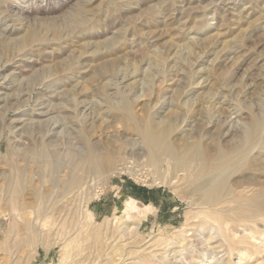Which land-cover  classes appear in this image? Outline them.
Masks as SVG:
<instances>
[{"label": "rangeland", "instance_id": "obj_1", "mask_svg": "<svg viewBox=\"0 0 264 264\" xmlns=\"http://www.w3.org/2000/svg\"><path fill=\"white\" fill-rule=\"evenodd\" d=\"M115 1L119 3L115 5ZM0 29V264H137L140 258L148 261L151 254L156 256L151 260L158 258L160 261H155L159 264H201L205 258L213 263L220 258L224 264H264V216L252 222H228L214 235L209 226L215 225L213 219L223 216L229 205L210 210L203 205L202 194H193L200 179L191 176L197 171L194 167L190 173L177 172L167 159L161 166L147 163L142 156V137L133 125L151 121L163 128L176 124L170 140L183 145V137L194 141L195 117H206L203 123L209 128L221 121L222 134L239 133L205 144L211 150L215 145L224 150L242 140L248 149L236 161L239 173L230 172L234 173L227 183V188H232L228 198L241 200L238 194L257 191L261 187L258 183L264 182V172L249 171L248 165L255 162L264 169V0H0ZM106 64L116 69L113 78L101 74L100 67ZM105 85L112 90H107L109 94L116 90L128 94L134 122L97 112L104 106L103 98L93 94ZM179 85L185 87V93L175 96ZM75 91L80 94L69 99ZM255 119L260 120L262 135L257 146L249 147L251 133L246 126ZM88 123L96 125L82 130ZM89 147L97 154L101 151L99 155L107 148L108 154L117 149L118 174L89 177L90 173L78 171ZM30 148L35 150L33 155L24 159L22 151ZM31 156L32 160L41 157L40 163L36 159L37 164L31 163ZM56 164L60 168L57 173L53 171L59 169ZM23 169L26 176L21 178ZM75 171L85 183L82 179L81 187L77 184L69 191L64 184ZM128 201L153 212L147 220L134 218L129 229L137 225L136 234L122 240ZM32 205L38 216H29L28 210L33 209L25 207ZM54 207L56 211L50 213ZM46 215L51 223L41 227V217ZM199 233L209 239L207 245L198 239ZM160 238L173 243L163 245ZM159 240L162 242L157 245ZM180 253L188 260L180 259Z\"/></svg>", "mask_w": 264, "mask_h": 264}, {"label": "bare ground", "instance_id": "obj_2", "mask_svg": "<svg viewBox=\"0 0 264 264\" xmlns=\"http://www.w3.org/2000/svg\"><path fill=\"white\" fill-rule=\"evenodd\" d=\"M90 1V0H89ZM242 1V0H241ZM2 2V1H1ZM116 3H119V2H114V4L116 5ZM233 5V4H232ZM243 7V6H242ZM244 10V9H243ZM208 11V10H207ZM235 11V10H234ZM242 11H239V13H241ZM235 14V13H234ZM2 18V17H1ZM81 18V17H80ZM18 19V18H17ZM21 19V18H20ZM20 23H21V21H20ZM26 26V25H25ZM8 27V26H7ZM6 27V28H7ZM24 27V26H23ZM8 29V28H7ZM1 30V29H0ZM4 30H5V28H4ZM19 30V29H18ZM35 31V30H34ZM2 34V33H1ZM15 36V35H14ZM6 37H7V35H6ZM27 38V37H26ZM7 40H8V38H7ZM27 40V39H26ZM7 43V42H6ZM7 45V44H6ZM112 45V44H111ZM110 45V46H111ZM104 47V46H103ZM190 47V46H189ZM19 48V47H18ZM112 48V47H111ZM188 48V47H187ZM191 48V47H190ZM189 49V48H188ZM190 51H192V50H190ZM100 52V51H99ZM94 53V52H93ZM13 58H14V56H13ZM177 58V57H176ZM186 58V57H185ZM77 61V60H76ZM177 62V61H176ZM80 64V63H79ZM178 65V64H177ZM138 66V65H137ZM113 66L111 65V64H106V65H104V66H101L100 68H101V74H103L104 76L105 75H108V76H110L111 77V75H112V78L116 75V74H114V76H113V71H114V69L115 68H112ZM54 69V68H53ZM95 70V69H94ZM116 70V69H115ZM134 70V69H133ZM176 70V69H175ZM73 71V70H72ZM169 71H171V70H169ZM138 72V71H137ZM140 72V71H139ZM201 72V71H200ZM54 73V72H53ZM56 73V72H55ZM54 73V74H55ZM116 73V72H115ZM147 73V72H146ZM99 74V73H98ZM150 74V73H149ZM148 74V75H149ZM175 74V73H174ZM209 74V73H208ZM131 75V74H130ZM132 75H133V73H132ZM145 76H146V74H144ZM143 75V76H144ZM210 75V74H209ZM51 76V75H50ZM93 76V75H92ZM152 76V75H151ZM47 77V76H46ZM78 77V76H77ZM106 77V76H105ZM104 77V78H105ZM147 77V76H146ZM112 78H111V80H112ZM127 78V77H126ZM38 79V78H37ZM119 79V78H118ZM150 79H152V77L150 78ZM7 80V79H6ZM91 80V79H90ZM41 81V80H40ZM108 81H110L109 79H108ZM114 81V80H113ZM112 81V82H113ZM149 81V80H148ZM56 82V81H55ZM117 82V81H116ZM14 83V82H13ZM19 83V82H18ZM119 83V82H118ZM137 83V82H136ZM41 84V83H40ZM80 84V83H79ZM117 84V83H116ZM179 84V83H178ZM184 84V83H183ZM192 84V83H191ZM194 84V83H193ZM19 85V84H18ZM17 85V86H18ZM47 85V84H46ZM78 86V85H77ZM15 87V86H14ZM10 88V87H9ZM23 88V87H22ZM84 88V87H83ZM179 89H177L176 90V92H174V95L175 96H177V95H181V93H185L184 92V90H185V87H182V85H179V87H178ZM25 89V88H24ZM51 89V88H50ZM108 89H110V86H108V85H105L103 88H101V91H99L98 89V93H94L93 95H97V96H100L101 97V99L103 98V107H100L99 108V111H97V112H99V113H101V115H103V113H102V111L103 112H105L106 114H116V115H119L124 121H128V120H131V122H134V116H133V111H132V103H131V101H130V99L128 98V94H126L125 92H123V91H121V90H116L115 91V93L114 94H109V90ZM113 89V88H112ZM46 90H48V89H46ZM108 90V91H107ZM111 90V89H110ZM55 91V90H54ZM73 91V90H72ZM112 91V90H111ZM143 91V90H142ZM172 91V90H171ZM56 92V91H55ZM129 92V91H128ZM23 93V92H22ZM113 93V92H112ZM58 94V93H57ZM80 94V92H77V91H75V92H73V94H71V95H69V99H73V98H76L77 97V95H79ZM136 94V93H135ZM147 94V93H146ZM173 94V93H172ZM29 95V94H28ZM130 95V94H129ZM174 95H173V99H172V97H170L171 99H172V101H175V99H176V97L174 98ZM215 95V94H214ZM12 96V95H11ZM50 96V95H49ZM111 96H113L112 98H111ZM138 96V95H137ZM142 96V95H141ZM3 97V96H2ZM13 97V96H12ZM58 97V96H57ZM94 97V96H93ZM99 97V98H100ZM182 97V96H181ZM201 97V96H200ZM8 98H10V97H8ZM30 98V97H29ZM212 98V97H211ZM16 99V98H15ZM199 99V98H198ZM200 99H202V98H200ZM3 100V99H2ZM65 100H66V98H65ZM185 100V99H184ZM197 100V99H196ZM5 101V100H4ZM10 101V100H9ZM42 101V100H41ZM68 101V100H67ZM189 101V100H188ZM191 101V100H190ZM213 101V100H212ZM15 102V101H14ZM47 102V101H46ZM200 102V101H199ZM5 103V102H4ZM173 103V102H172ZM175 103V102H174ZM186 103H188V102H186ZM190 103V102H189ZM205 103V102H204ZM212 103V102H211ZM229 103V102H228ZM16 104V103H15ZM18 104V103H17ZM83 104V103H82ZM185 104V103H184ZM238 104V103H237ZM8 105V104H7ZM7 105H5V107L7 106ZM13 105H14V103H13ZM77 105V104H76ZM175 105V104H174ZM173 104L171 105V106H174ZM193 105H194V103H193ZM233 105V104H232ZM201 106V105H200ZM181 107V106H180ZM214 107H215V105H214ZM235 107V106H234ZM2 108V107H1ZM77 108V107H76ZM223 108V107H222ZM238 108V107H237ZM236 108V109H237ZM91 109V108H90ZM172 109V108H171ZM220 109V108H219ZM232 109V108H231ZM98 110V109H97ZM180 110V109H179ZM184 110V109H183ZM239 110V109H238ZM65 111H66V109H65ZM228 111V110H227ZM235 111V110H234ZM164 112V111H163ZM201 112V111H200ZM205 112H206V110H205ZM218 112V111H217ZM232 112V111H231ZM54 113V112H53ZM104 113V114H105ZM182 113V112H181ZM185 113V112H184ZM190 113V112H189ZM221 113V112H220ZM261 113V112H260ZM43 114V113H42ZM93 114V113H92ZM195 114H196V111H195ZM200 114V113H199ZM202 114V113H201ZM217 115V114H216ZM234 115V114H233ZM89 116V115H88ZM169 116V115H168ZM214 116V115H213ZM239 116V115H238ZM182 117V116H181ZM216 117V116H215ZM214 117V118H215ZM252 117V116H251ZM261 117V116H260ZM65 118V117H64ZM67 118V120H69V121H72L69 117H66ZM90 118V117H89ZM204 118H206V117H202V115H199V117L197 118V117H195V121L197 122V129H196V133H195V135L193 136V140L194 141H190L191 139H190V137H188V138H186L185 137V139H184V137H183V139H182V141H183V145H179V144H176L175 143V141H171L170 140V137H171V134L173 133V130H174V128H176V127H174L175 125L172 123V124H168L166 127H164L163 126V128H161V126H160V128L159 127H157L156 125H153L152 124V122L150 121V122H147V124H140V123H134L133 125H135V127L134 128H136L137 129V131H138V133H140V136L142 137V141H143V147H144V149H143V155L142 156H144L145 157V159H147V163H149V164H151L152 166H154V165H159V166H161L160 165V163H163L162 161H165V159H167V161H168V163L169 164H171L172 165V167L175 169L174 171H177V172H181V171H185V172H189L190 171V168H191V170H193V167H194V170L196 171L195 173H193V171H192V173H193V175H191V176H194V174H195V176L197 177H199L198 179L199 180H197V181H199V183L194 187V189H193V194L195 193H201L202 194V198H204V200H205V202H202V203H204L203 205H205V207L206 208H208V210H210L212 207H219V206H221L222 208L221 209H223L224 207L223 206H225V205H229L227 208V210L226 209H224L225 211H223V216H219L218 218H216V219H213L214 220V222H213V224L215 223V225H212V226H209L210 228V230H211V232L213 233L214 232V235L216 234L217 235V233L219 234L220 232H222L223 231V228L225 227V225L228 223V222H233V221H239V222H252L253 221V219H255V218H257V217H260V216H264V182H262V183H258L261 187L257 190V191H253V190H247L245 193H247L246 194V196H245V194H243V192L242 193H240V194H238L237 196L239 197V198H241V200H237V199H231V198H228V196L229 195H231L232 194V188H227V183H228V181H229V179H230V177H231V175L235 172V173H239V169L237 170L236 169V167H237V163H236V161H237V159H240V158H242V157H244L247 153H246V150L248 151V149H247V147H245L242 143V140H240L241 142H239V143H241V144H236L235 143V141H234V145L232 144V145H229L226 149H221L219 146L217 147V145H215V146H213V148H212V150L208 147L209 145H206V144H208V143H206L207 141H210V143H214V142H216L217 140H218V137L220 138V137H222V136H229L231 133H229V131L227 132V133H225V134H222V133H224L223 131H222V128H223V125L221 124V123H219V122H221V121H218V123H214V125L212 124V127L211 128H209V126H207V124L206 123H203V122H205L204 121ZM88 119V118H87ZM208 119H211V117L210 118H208ZM20 120V119H19ZM95 120V119H94ZM194 120V119H193ZM228 120V119H227ZM54 121V120H53ZM52 121V122H53ZM74 121V120H73ZM97 121V120H96ZM95 121V122H96ZM120 121V120H119ZM147 121V120H146ZM169 121H170V119H169ZM181 121V120H180ZM186 121V120H185ZM185 121H183V122H185ZM258 121H260V120H253V124H251V125H247L246 127H248L247 128V130L246 131H248V129L250 130V131H248V133L250 134L251 133V136L249 137V140H250V145H249V147H255V146H257L258 144H259V141H260V139H261V135H262V133H261V130L259 129V125H260V123L258 122ZM21 122V121H20ZM48 122V121H47ZM84 122V121H83ZM165 122V121H164ZM168 122V121H167ZM193 122V121H192ZM212 122V121H211ZM214 122V121H213ZM212 122V123H213ZM73 123V122H72ZM124 123V122H123ZM230 124H231V122H229ZM243 123V122H242ZM48 124V123H47ZM54 124V123H53ZM74 124V123H73ZM77 124V123H76ZM84 124V123H83ZM161 124H162V122H161ZM211 124V123H210ZM225 124V123H224ZM226 124H227V122H226ZM33 125V124H32ZM46 125V124H45ZM56 125V124H55ZM95 125L96 124H90V123H88V124H85V127H84V129H82V126H81V129L82 130H85V131H87L88 130V128H90V130L91 129H93L94 127H95ZM100 126V125H99ZM177 126V125H176ZM232 126V125H231ZM65 127V126H64ZM233 127V126H232ZM242 127V126H241ZM179 128V127H178ZM191 128V127H190ZM234 128V127H233ZM245 128V127H244ZM263 128V127H262ZM27 129V128H26ZM36 129H37V127H36ZM49 129V128H48ZM47 129V130H48ZM51 129H52V127H51ZM78 129V128H77ZM177 129V128H176ZM179 129H181V128H179ZM207 129H210L209 131L207 130ZM81 130V131H82ZM183 130V129H182ZM264 130V129H263ZM18 131V130H17ZM40 131V130H39ZM74 131V130H73ZM239 131H240V129H239ZM16 132V131H15ZM24 133H25V131H23ZM242 132V131H241ZM240 132V133H241ZM263 132V131H262ZM44 133H46V132H44ZM48 133V132H47ZM88 133V134H87ZM181 133V132H180ZM189 133V132H188ZM187 133V134H188ZM235 133V135H236V133H239L238 131L237 132H233L231 135H233ZM243 133H244V131H243ZM246 133V132H245ZM244 133V134H245ZM26 134H28V132L26 133ZM32 134V133H31ZM38 134V133H37ZM60 134V133H59ZM86 134H87V136H89V132H86ZM14 135V134H13ZM47 135V134H46ZM71 135V134H70ZM209 135H211V136H209ZM230 135V136H231ZM238 135V134H237ZM241 135V134H240ZM247 135V134H246ZM22 136V135H21ZM20 136V137H21ZM18 137V136H17ZM24 137H25V135H24ZM29 137H30V135H29ZM33 137V136H32ZM44 137V136H43ZM47 137V136H46ZM55 137V136H54ZM60 137V136H59ZM85 137V136H84ZM239 137H241V136H239ZM238 137V138H239ZM248 137V136H247ZM35 138V137H34ZM79 138H81V136L79 137ZM195 138V139H194ZM233 138H234V136H233ZM232 138V139H233ZM237 138V137H236ZM244 138V136H242V139ZM1 139V138H0ZM43 139V138H42ZM83 141H84V139L83 138H81ZM188 141H187V140ZM245 139V138H244ZM49 140V139H48ZM187 141V143L186 142H184V141ZM248 140V141H249ZM45 141V140H44ZM87 141V140H86ZM237 141V140H236ZM244 141V140H243ZM247 141V140H246ZM30 143H31V139H30V141H29ZM34 142H35V140H34ZM40 142V141H39ZM48 142V141H47ZM76 142H78V141H76ZM75 142V143H76ZM81 142V141H80ZM226 142V141H225ZM231 142V141H230ZM33 143V142H32ZM82 143V142H81ZM84 143V142H83ZM87 143H88V141H87ZM91 142H89V144H90ZM182 143V142H181ZM206 143V144H205ZM209 143V144H210ZM223 143V142H222ZM10 144H11V142H10ZM34 144V143H33ZM36 144H37V140H36ZM40 144V143H39ZM50 144V143H49ZM78 144V143H77ZM88 144V145H89ZM215 144V143H214ZM27 145V144H26ZM41 145V144H40ZM43 145V144H42ZM44 145H45V142H44ZM86 145V144H85ZM91 145V144H90ZM36 146V145H35ZM34 146V147H35ZM49 146V145H48ZM112 146V145H111ZM110 146V147H111ZM116 145H114V147H115ZM83 147H85V146H83ZM98 147V146H97ZM222 147V146H221ZM31 148H33V147H31ZM26 149L25 151H22L23 152V158L25 159V156H27L28 157V155H30V154H32L33 155V153H34V149ZM41 148H46V147H41ZM90 148V150L87 152V154L85 155L86 157H84V159H85V161H84V163H82V161H81V166H82V164H83V166L82 167H80L79 169H78V171H81V172H83L84 174H89L88 176L90 177V176H95V175H103V174H108V176H112L113 174H118V172H119V169H118V167L116 166V160L118 159L117 158V156H116V153H117V149H114V150H116V153H115V151L113 150V152L114 153H110V154H108L109 152L107 151L108 150V148L106 149V147H104L105 149H106V153H105V151L104 152H102V154L101 155H99L100 154V152H98V154L96 153V151L95 150H92V147H89ZM118 148V147H117ZM224 148V147H223ZM246 148V149H245ZM16 149V148H15ZM19 149H23V148H20L19 147ZM47 149V148H46ZM45 149V150H46ZM50 149V148H49ZM85 149H87L86 147H85ZM105 149H103V150H105ZM119 149V148H118ZM261 149V148H260ZM18 150V149H17ZM37 150V149H36ZM51 150V149H50ZM67 150V149H66ZM77 150V149H76ZM82 150V149H81ZM88 150V149H87ZM102 150V151H103ZM109 150H111L112 151V149L111 148H109ZM41 151V150H40ZM48 151V150H47ZM59 151V150H58ZM121 150H119V152H120ZM141 151H142V149H141ZM21 152V151H20ZM19 152V153H20ZM38 152H39V150H38ZM55 152V151H54ZM66 152V151H65ZM84 152V151H83ZM86 152V151H85ZM252 152V151H251ZM11 153V152H10ZM13 153V152H12ZM36 153H37V151H36ZM17 154H18V151H17ZM21 154V153H20ZM41 154V153H40ZM44 154H45V152H44ZM48 154V153H47ZM85 154V153H84ZM83 154V155H84ZM35 155V154H34ZM39 155V154H38ZM41 155H43V152H42V154ZM73 155V154H72ZM77 155H79V154H77ZM140 155V154H139ZM40 156V155H39ZM17 157V156H16ZM26 157V158H27ZM30 157V156H29ZM32 157V156H31ZM36 157L37 156H35V158H34V160H32L33 159V157L31 158V163L32 162H34L35 161V159H36ZM64 157V156H63ZM69 157V156H68ZM78 157V156H77ZM20 158V157H19ZM23 158H21V159H23ZM39 158H41V157H38L36 160L39 162ZM71 158V157H70ZM73 158H74V156H73ZM143 158V157H142ZM23 159V160H24ZM30 159V158H29ZM43 159H44V156H43ZM57 159V158H56ZM47 160V159H46ZM55 160V159H54ZM61 160H62V158H61ZM68 160V159H67ZM71 160V159H70ZM74 160H76V162H77V159H74ZM120 161H121V158L119 159ZM43 161V160H42ZM50 161H52L53 162V160H49L48 162H50ZM58 161V160H57ZM262 161H264V160H262ZM26 162V161H25ZM24 162V163H25ZM37 162V163H38ZM63 162V161H62ZM117 162H119V161H117ZM34 163H36V161L34 162ZM36 163V164H37ZM40 163V162H39ZM44 163V162H43ZM58 163V165H59V162H57ZM67 163V162H66ZM28 164V163H27ZM30 164V163H29ZM42 164V163H41ZM41 164H39V165H41ZM63 165H64V163H62ZM74 164H76V163H73L72 165H74ZM78 164V163H77ZM168 164V165H169ZM243 164V163H242ZM49 165V164H48ZM71 165V166H72ZM240 165V164H239ZM22 166V165H21ZM45 167H46V165H44ZM43 166V167H44ZM56 166H57V164H56ZM62 166V165H61ZM66 166H68V168L70 167L69 165H66ZM155 166V167H156ZM31 167V166H30ZM29 167V168H30ZM39 167V166H38ZM58 167V166H57ZM63 167V166H62ZM74 167V166H73ZM41 168V167H40ZM48 168H49V166H48ZM53 168H54V166H53ZM59 168V167H58ZM71 168V167H70ZM69 168V169H70ZM171 168V167H170ZM12 169V168H11ZM16 169V168H15ZM20 169V168H19ZM19 169H17V170H19ZM26 169H27V166H26ZM42 169V168H41ZM44 169H46V168H44ZM50 169V168H49ZM55 169V168H54ZM76 169V170H77ZM53 170V169H52ZM51 170V171H52ZM57 170H59L60 171V168L59 169H56V170H53V171H57ZM74 170H75V168H74ZM161 170V169H160ZM232 170H235L231 175H230V172H232ZM248 170L249 171H252V170H254V171H256V172H258V173H260V175L264 172V169H263V167L260 165V164H258V163H255V162H253V163H251V164H249L248 165ZM15 171V170H14ZM47 171V170H46ZM49 171V170H48ZM50 171V172H51ZM53 171H52V173H53ZM59 171H57V172H59ZM70 171H72V170H70ZM227 171H229V172H227ZM20 172V171H19ZM24 172H25V170L23 169V171H22V173H21V178H23L22 177V174L23 175H25L24 174ZM29 172V171H28ZM27 172V173H28ZM42 172V171H41ZM49 172V173H50ZM56 172V173H57ZM76 172V171H75ZM69 172L70 174V177H68L69 178V180L67 179V181H68V183L67 184H64L65 185V187L70 191L72 188H76V186H77V184L79 185V187H81L80 186V182H81V180L83 179L81 176H80V174H77L78 172ZM12 174H13V172H11ZM82 173V174H83ZM176 173V172H175ZM190 173V172H189ZM11 174V175H12ZM15 174V173H14ZM17 174V173H16ZM40 174H42V173H40ZM174 174V173H173ZM177 174V173H176ZM197 174V175H196ZM256 174V173H255ZM264 174V173H263ZM9 175H10V173H9ZM10 175V176H11ZM18 175V174H17ZM39 175V174H38ZM67 176H68V173L66 174ZM105 175V176H106ZM134 175H136V174H134ZM188 175V174H187ZM258 175V174H257ZM26 176V175H25ZM92 176V177H93ZM98 176V177H99ZM184 176V175H183ZM189 176V175H188ZM18 177V176H17ZM39 177H40V175H39ZM91 177V178H92ZM97 177V178H98ZM15 178V177H14ZM20 178V177H19ZM18 178V179H19ZM34 178V177H33ZM37 178V177H36ZM35 178V179H36ZM53 178V177H52ZM51 178V179H52ZM86 178V177H85ZM108 178H110V177H108ZM190 178V177H189ZM194 178V177H193ZM258 178V177H257ZM17 179V178H16ZM16 179H14V182H15V180ZM17 179V180H18ZM24 179H26V178H24ZM40 179V178H39ZM88 180H89V178H87ZM95 179H96V177H95ZM183 179V178H182ZM30 180V179H29ZM38 180V179H37ZM44 180V179H43ZM106 181L108 180V179H105ZM165 180V179H164ZM193 180V179H192ZM200 180H201V182H200ZM7 182L9 181V180H6ZM21 181H22V179H21ZM25 182H26V180H24ZM23 181V182H24ZM66 180H65V182H67ZM86 181V180H85ZM162 181V180H161ZM17 182V181H16ZM15 182V183H16ZM40 182H41V180H40ZM57 182V181H56ZM83 182H84V179H83ZM83 182L81 183V185L83 184ZM165 182V181H164ZM167 182V181H166ZM191 182V181H190ZM194 182H195V180H194ZM251 182V181H250ZM253 182V181H252ZM251 182V183H252ZM255 182V181H254ZM9 183H10V181H9ZM18 183V182H17ZM16 183V185H18ZM22 183V182H21ZM34 183V182H33ZM61 183V182H60ZM85 183V182H84ZM88 183V182H87ZM176 183V182H175ZM197 182H195V184H196ZM11 184V183H10ZM62 184V183H61ZM230 184H232V183H230ZM239 184H241V183H239ZM258 184H255V185H258ZM8 185V184H7ZM6 185V186H7ZM20 185V184H19ZM33 185V184H32ZM57 185V184H56ZM88 185V184H87ZM237 185V184H236ZM10 186V185H9ZM22 186V185H21ZM20 186V187H21ZM41 186V185H40ZM52 186H54V184L52 185ZM235 186V185H234ZM10 187H12V186H10ZM18 187V186H17ZM58 187V186H57ZM79 187H78V189H79ZM82 187H83V185H82ZM89 188H90V186H88ZM15 188L16 187H13V189L15 190ZM243 188V187H242ZM12 189V190H13ZM63 189V188H62ZM61 189V190H62ZM82 189V188H81ZM21 190H23V189H21L20 188V191ZM36 190V189H35ZM64 190V189H63ZM6 191V190H5ZM15 191H17V190H15ZM28 191V190H27ZM31 191V190H30ZM73 191V190H72ZM71 191V192H72ZM76 191V190H75ZM2 192V191H1ZM33 192V191H32ZM35 192V191H34ZM41 192V191H40ZM55 192V191H54ZM251 192V193H250ZM8 193H9V190H8ZM13 193V195H14V192H12ZM27 193V192H26ZM29 193V192H28ZM27 193V194H28ZM64 193V192H63ZM66 193H68V191L66 192ZM73 193V192H72ZM72 193H70V194H72ZM29 194H31V192L29 193ZM38 195L40 194V193H37ZM37 194L36 195H33V196H31L29 199H34V197H37ZM43 194V193H42ZM45 194V193H44ZM40 195V196H44L45 197V195ZM50 194V193H49ZM56 194V193H55ZM194 194V195H195ZM15 195H16V193H15ZM14 195V196H15ZM58 195V194H57ZM62 196L61 197H63L64 195L63 194H61ZM67 195V194H66ZM76 195V194H75ZM48 196H50V195H48ZM74 196V195H73ZM2 197V196H1ZM10 197H12V198H14L13 196H10ZM39 197V196H38ZM65 197V196H64ZM69 197H71V196H69ZM49 198V197H48ZM201 198V199H202ZM238 198V199H239ZM15 199H18L16 196H15ZM23 199V198H22ZM27 199V198H26ZM54 199V198H53ZM57 199V198H56ZM59 199V198H58ZM69 199V198H68ZM1 200V199H0ZM62 200V199H61ZM64 200V199H63ZM62 200V201H63ZM71 200V199H70ZM52 201V200H51ZM58 202V201H57ZM69 202V201H68ZM73 202V201H72ZM2 203H3V201H2ZM17 203V202H16ZM34 203V202H33ZM54 203V202H53ZM1 204V203H0ZM23 204H24V201H23ZM22 204V205H23ZM26 204V203H25ZM24 204V205H25ZM233 204H235V205H233ZM15 205V204H14ZM17 205V204H16ZM34 205V204H33ZM32 205V207H29V206H27V207H25L27 210H28V208L29 209H35V206L37 205V207L39 206L37 203H35V206H33ZM43 205V204H42ZM54 205H56V204H54ZM58 205V204H57ZM70 205V204H69ZM5 206V205H4ZM18 206V205H17ZM46 206V205H45ZM45 206H44V208H45ZM52 206V205H51ZM202 206V205H201ZM0 207H2V205L0 206ZM6 207H7V205H6ZM11 207V206H10ZM22 207H24V206H22ZM41 207V206H40ZM199 207V206H198ZM202 207H204V206H202ZM39 208V207H38ZM199 208H201V207H199ZM205 208V209H206ZM226 208V207H225ZM2 209V208H1ZM16 209V208H15ZM69 210H70V207L68 208ZM139 209H142V210H144V212H141ZM20 210V209H19ZM33 210L32 211H29L28 210V213H29V216L30 215H33L34 213L38 216V213L37 212H39V211H36L35 212V210H34V212H33ZM37 210V209H36ZM41 210V209H40ZM43 210V209H42ZM72 210V209H71ZM201 210V209H200ZM4 211V210H3ZM22 211V210H21ZM45 211V210H44ZM43 211V212H44ZM50 211H51V209H50ZM50 211H48V212H50ZM56 211V208L54 207V208H52V212H50V213H54ZM64 211V210H63ZM125 213H126V216L124 217L125 218V221H124V225L126 226L125 227V229H126V234H123L122 233V236H121V238H122V240H123V237L124 238H126L125 236L126 235H128V234H136V232H135V229H137V225H136V227L134 228H131V229H129L130 228V226H131V223L133 222V220H134V218H136V217H138L139 219L141 218V219H143V220H145L146 218H147V216L150 214V213H152L153 212V210H152V208H148V207H145V206H140V205H138L136 202H134V201H128L127 203H126V208H125ZM202 211H203V209H202ZM207 211V210H206ZM11 212V211H10ZM9 212V213H10ZM201 212V211H200ZM214 212H217V211H214ZM21 213V212H20ZM45 213V212H44ZM205 213V212H204ZM211 213V212H210ZM34 214V215H35ZM42 214V213H41ZM40 214V215H41ZM63 214H65V213H63ZM76 214V213H75ZM81 214V213H80ZM198 214V213H197ZM200 214V213H199ZM211 214H213V213H211ZM211 214H210V216H211ZM216 214V213H215ZM220 214V213H219ZM21 215V214H20ZM45 215V214H44ZM62 215V214H61ZM69 215V214H68ZM68 215L66 214V216L68 217ZM155 215V214H154ZM201 215H203L202 214V212H201ZM200 215V216H201ZM206 215V214H205ZM217 215V214H216ZM28 216V215H27ZM197 216H199V215H196V217ZM21 217V216H20ZM36 217V216H35ZM195 217V218H196ZM205 217V216H204ZM49 218H51L50 216H48V215H46V216H44V218H43V216L41 217V219H42V222H40V226L41 227H45V226H47L49 223H51V222H47V220L49 219ZM56 218V217H55ZM69 218V217H68ZM40 219V217H38V219H36L37 220V224L39 223V220ZM204 219V218H203ZM205 219H207V220H209V221H211V219L209 218V217H206ZM204 219V220H205ZM13 220H14V218H13ZM19 220V219H18ZM32 220V219H31ZM76 220V219H75ZM86 220V219H85ZM85 220H84V222H85ZM147 220V219H146ZM207 220L205 221L206 222V224L208 225V223H207ZM41 221V220H40ZM32 222V221H31ZM30 222V223H31ZM58 222V221H57ZM65 222V221H64ZM64 222L61 224L60 222V224L61 225H63L64 224ZM48 223V224H47ZM67 223H69V222H67L66 221V224ZM70 223H72V222H70ZM76 223V222H75ZM33 224H36L35 222L33 223ZM77 224V223H76ZM84 224V223H83ZM210 224V223H209ZM232 224V223H231ZM247 224V223H246ZM39 225V224H38ZM56 225V224H55ZM68 225V224H67ZM233 225V224H232ZM33 226V225H32ZM51 226V225H50ZM72 226V225H71ZM74 226V225H73ZM86 226V225H85ZM197 226V225H196ZM28 227H29V225H28ZM34 227V226H33ZM38 227V226H37ZM75 227V226H74ZM88 227H90L89 225H88ZM40 228V227H39ZM30 229V228H29ZM78 229V228H77ZM124 229V230H125ZM189 229V228H188ZM200 229V228H199ZM35 230V229H34ZM202 230V229H201ZM246 230V229H245ZM198 232H199V230H198ZM231 232V231H230ZM120 233H121V231H120ZM197 233V232H196ZM206 233V232H205ZM227 233V232H226ZM138 235V234H137ZM199 236H198V239L202 242V244H206L207 245V240H209L208 238L207 239H205L206 237H203V233H199L198 234ZM180 236V235H179ZM120 238V239H121ZM177 238V237H176ZM160 239H162V238H160ZM171 239H173L172 237H171ZM183 240H185V238H182ZM197 239V238H196ZM163 240V245L166 243V244H170V246H171V244L173 243V240H169V238H163L162 239ZM162 240H159L158 242H157V245L160 243V241L162 242ZM181 240V239H180ZM183 240H181V242L183 241ZM179 241V240H178ZM150 242V241H149ZM156 242H155V245H156ZM176 242V241H175ZM178 242H176V244H177ZM183 243V242H182ZM154 244V243H153ZM195 244H197V243H195ZM231 244V243H230ZM126 245V244H125ZM131 245V244H130ZM152 245V244H151ZM178 245V244H177ZM181 245V244H180ZM232 245V244H231ZM139 247L141 246V245H138ZM146 246V245H145ZM154 246V245H153ZM153 246H151L152 248H153ZM173 246V245H172ZM194 246V245H193ZM230 246V245H229ZM130 247V246H129ZM128 247V248H129ZM135 247V246H134ZM142 247V246H141ZM150 247V248H151ZM156 247V246H155ZM162 247V246H161ZM168 246H166V248H167ZM198 247V246H197ZM208 247V246H207ZM166 248H165V250H166ZM185 248V247H184ZM187 248V247H186ZM190 248H191V246H190ZM194 248V247H193ZM202 248V247H201ZM228 248V247H227ZM127 249V248H126ZM130 249V248H129ZM131 249H133V246L131 247ZM143 249V248H142ZM148 249V248H147ZM155 249H157V248H155ZM178 249V248H177ZM196 249V248H195ZM134 250H135V248H134ZM141 250V249H140ZM139 250V251H140ZM152 250V253L154 252V250L153 249H151ZM171 250H172V248H171ZM190 250V249H189ZM219 250H220V247H219ZM232 250V249H231ZM126 251V250H125ZM169 251V250H168ZM196 251H198V250H196ZM204 251H205V248H204ZM204 251H202V253L204 252ZM228 251V250H227ZM131 252H132V250H131ZM148 252V251H147ZM179 252V251H178ZM182 252V251H181ZM192 252V251H191ZM195 252V251H194ZM124 253V252H123ZM127 254H128V251L126 252ZM137 253V252H136ZM149 253V252H148ZM156 253V252H155ZM183 253V252H182ZM225 253H227V252H225ZM133 254H135V253H133ZM133 254H132V256H133ZM150 254V253H149ZM158 254V253H157ZM177 254V253H176ZM190 254V253H189ZM194 254V253H193ZM230 254V253H229ZM131 255V254H130ZM137 255V254H136ZM177 255H179V253L177 254ZM196 255V254H195ZM121 256V255H120ZM123 256H125V254H123ZM122 256V257H123ZM145 256V255H144ZM157 256H159V255H157ZM183 256V255H182ZM181 256V253H180V257H182ZM187 256V255H186ZM186 256H184V257H182V258H180V259H183L184 258V260L186 261V260H188V258L186 257ZM131 257V256H130ZM149 257V256H148ZM156 257V256H155ZM155 257H153L152 256V254H151V257L148 259V261L146 260V259H144V258H140V261H139V263H137V264H159V263H157L156 261H160V260H157V259H155L154 261L153 260H151L152 258L154 259ZM163 257H164V255H163ZM201 257V256H200ZM206 257V256H205ZM198 258V257H197ZM203 258V257H202ZM213 258H215V257H213ZM123 259V258H122ZM129 259V258H128ZM127 259V260H128ZM131 259V258H130ZM129 259V260H130ZM161 259V258H160ZM164 259H166V258H164ZM177 259V258H176ZM206 259V261H204V262H202L201 264H224V262H223V260L222 259H216L215 260V263H213L214 261H212V259H211V261H209L207 258H205ZM128 260V261H129ZM136 260H137V258H136ZM178 260V259H177ZM184 260H182V261H184ZM119 261V260H118ZM122 261V260H121ZM126 261V260H125ZM133 261V260H132ZM165 261V260H164ZM180 261V260H179ZM123 262V261H122ZM127 262V261H126ZM126 262H124V263H126ZM137 262H138V260H137ZM85 263V262H84ZM109 264H112L111 262H108ZM163 263V262H162ZM185 262H183V264H184ZM187 263V262H186ZM83 264V263H82ZM164 264H165V262H164ZM167 264V263H166ZM181 264H182V262H181Z\"/></svg>", "mask_w": 264, "mask_h": 264}]
</instances>
